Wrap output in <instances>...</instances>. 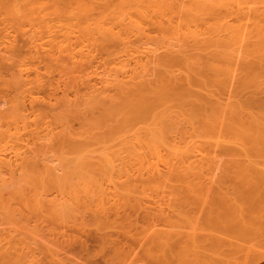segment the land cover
Here are the masks:
<instances>
[{
    "label": "bare ground",
    "instance_id": "1",
    "mask_svg": "<svg viewBox=\"0 0 264 264\" xmlns=\"http://www.w3.org/2000/svg\"><path fill=\"white\" fill-rule=\"evenodd\" d=\"M0 13V47L34 49L51 74L68 79L43 134L23 152L22 61L0 81L16 93L6 108L0 100L9 126L0 133V215L8 223L17 220L14 203L37 220H61L64 200L106 230L123 209L146 217L145 205L160 198L153 192L164 195L170 180L214 172L241 188L234 223L264 220V206L241 208L251 190H264V0H0ZM2 231L0 246L11 240ZM157 231L145 244L165 249L168 230ZM263 260L264 252L254 264Z\"/></svg>",
    "mask_w": 264,
    "mask_h": 264
},
{
    "label": "rangeland",
    "instance_id": "2",
    "mask_svg": "<svg viewBox=\"0 0 264 264\" xmlns=\"http://www.w3.org/2000/svg\"><path fill=\"white\" fill-rule=\"evenodd\" d=\"M29 33H31V29ZM12 34L19 35L17 32ZM43 37H47L45 31ZM0 49L1 56L5 55L4 57L10 58L7 61L2 59L5 63L0 64V81L9 80L14 74H17V63L20 61H22L25 70L22 74L27 84L23 94L26 129L21 128L17 133L21 137V152H23L26 148H33L37 143V136L43 134L42 129L45 126L42 123L45 124L49 120L47 116H50L56 103V97H62L68 79L51 74L48 63L38 58L34 49H27L21 55L19 53L17 55V52H8L4 47H0ZM1 56L0 58H2ZM55 87L58 88L56 93L54 92ZM15 96L16 93L12 89L5 88L0 84V100L4 102L1 108L10 105V101ZM8 127L0 120V133L7 130ZM11 130L12 133H15L13 127ZM8 153L11 154L12 151H8ZM218 174L216 175L215 172L212 175L189 173L184 176V180L173 181L176 182V185L171 183L173 179L170 180L171 188L169 189L168 186L169 190L165 192L168 194L167 197L160 191L153 192L154 199L160 196L157 199L162 198V202L167 203V205L165 204L167 214H164L165 210L163 211L162 208L161 210L165 217L167 215L168 222L161 221L165 219V217L162 219V214L161 218H158L162 222L160 223L166 226H163L167 228L164 230H168L169 233V244L165 249L150 248L148 244H145L150 233L155 235V231L158 229L160 233L165 232L160 229L162 225H159L155 214V212L161 213L159 209L164 206L161 200L158 202L160 204H157L156 199V201H152L151 206L145 205L151 208L155 202L157 204L151 208L154 210L147 207L151 210L148 209L150 212L153 211V214L147 210V212L145 211L148 213L146 217L133 213L130 214L134 216H127L129 214L127 212L130 210L126 214L124 209L120 215L111 214V221L108 222V225L105 224L106 230L100 231V227L98 228L92 221L95 217H91L93 215L91 212L89 214L86 211V214L84 212L82 216V214L80 215L81 211H78V215L77 211L75 213V209H79L70 206L73 209L67 208V210L66 207L69 206L64 203V200L65 210L60 217L61 220L58 221L56 219L54 221L52 218L37 220L38 218L29 214L25 207L14 203L11 210L15 211L16 222L8 223L3 215H0V231L3 230L2 232L11 238L9 243L2 242L3 248L0 246V264H254L257 255L264 252V220L245 221L244 223L253 228L249 234L247 232L250 228L246 227L247 224L244 225L237 221L234 223L235 220H231L234 219L231 216V204L236 194H241V188H238V182L232 179L231 175H227V178ZM217 176L219 177L217 178ZM215 178L217 181H221L216 183ZM222 178L226 179L222 180ZM173 185H179V187ZM255 192L262 198L257 200ZM153 195L152 197H154ZM52 197L53 195L49 196V198ZM152 197L151 199H153ZM246 197L248 198L242 201L241 208L252 211L264 206V190L262 189H253ZM164 198L167 200L164 201ZM158 205L161 206L158 207ZM165 207L163 208L165 209ZM69 209L75 214L71 213L72 215H70ZM142 211L139 212V215L142 214ZM145 212L143 211V213ZM0 214L4 213L0 212ZM149 214L153 215L151 219ZM154 216L155 220L157 219L155 222L153 221ZM158 216L160 215L158 214ZM149 219H153L152 222ZM144 221L149 223L148 227L150 225L152 228L155 227L153 228L155 231L152 229L149 233L145 231L148 229H146ZM239 223L240 226H238ZM143 231L149 234H147L148 236L145 234V243L138 241L139 236L140 239H144ZM259 233L263 235L261 236ZM248 249L251 250L249 254L247 253ZM218 250L224 251V254L218 256L217 262L211 263V257ZM257 264H264V260Z\"/></svg>",
    "mask_w": 264,
    "mask_h": 264
}]
</instances>
